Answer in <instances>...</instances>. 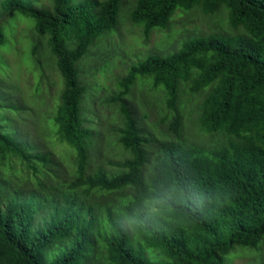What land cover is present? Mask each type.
Wrapping results in <instances>:
<instances>
[{
  "label": "trees",
  "instance_id": "trees-1",
  "mask_svg": "<svg viewBox=\"0 0 264 264\" xmlns=\"http://www.w3.org/2000/svg\"><path fill=\"white\" fill-rule=\"evenodd\" d=\"M50 3L48 9L31 0H0V46L12 42L2 23L18 16L46 37L62 80L47 126L74 152L75 172L63 191L51 187L47 195L11 187L15 172L0 178V264H94L99 240L106 264H224L235 246L256 248L264 237V0H135L130 19L143 27L145 38L167 29L177 10L194 9L209 17L222 11L234 33L186 38L176 51L149 54L127 67L109 101L118 103L120 113L112 144L128 157L112 163L117 170L110 175L101 167L86 173L96 132L82 116L87 88L78 63L98 38L117 29L122 0ZM138 81L163 92L172 114L161 121L174 140L149 139L139 127L127 99ZM182 86L202 97L194 106L200 128L224 135V142L202 147L178 139ZM12 108L0 103V112ZM2 119L1 114L0 163L17 157L46 167L49 154H36V147L18 141ZM150 148L154 159L148 165ZM35 166H29L34 176ZM169 185L183 188L186 196L175 198L166 219L133 231L123 226L129 215L139 214L146 196ZM10 187L13 194L4 198ZM114 193L119 194L114 207L91 201ZM101 221L106 226L96 228Z\"/></svg>",
  "mask_w": 264,
  "mask_h": 264
},
{
  "label": "rangeland",
  "instance_id": "rangeland-1",
  "mask_svg": "<svg viewBox=\"0 0 264 264\" xmlns=\"http://www.w3.org/2000/svg\"><path fill=\"white\" fill-rule=\"evenodd\" d=\"M31 1L37 8L51 7L50 0ZM134 4L135 0H122L117 29L98 38L88 55L78 63L81 84L87 88L81 106L82 116L87 121L85 126L96 132L95 142L89 152L87 174H92L101 167L110 175L117 170L112 163L121 162L128 157L127 152H124L118 143L112 144L116 136L113 129L119 127L120 113L118 103H112L109 99L113 92L117 91L118 79L125 75L130 64L143 60L149 54L165 55L176 51L179 42L186 38L234 33L222 11L209 17L194 9L189 12L177 10L167 29L155 30L145 38L143 27L135 25L130 19ZM19 18L13 17L2 23L3 31L12 42L0 46V103L15 108L0 112L4 117L1 124L6 126L8 133L13 134L18 141L28 142L30 146L36 147V154H49L50 163L43 167L38 161L32 160L27 164L13 157L9 162L0 163V178H6L7 170L15 172L17 183L11 187L15 186L24 193L34 190L41 195H47L52 194L49 188L56 187L63 191L70 183L75 172V154L67 145L58 143L54 126H47L46 118L53 115L59 101L62 80L47 47L46 37L36 35L30 19ZM32 44L37 48L35 58L30 56ZM143 82H136L127 98L139 127L149 139L174 140L167 124L161 121L166 114H172L164 102L163 92L152 89L149 82ZM201 99L200 95L189 93L185 86L180 87L177 101L182 125L178 139L188 145H219L225 141V136L206 133L198 124L194 106ZM16 107L20 110H16ZM1 128L4 130L2 125ZM153 150H149L148 165L154 159ZM32 163L37 168L35 176L34 171L29 168ZM8 176L11 175L8 173ZM20 177L27 183H20ZM12 191L13 189L7 190L4 198L10 197ZM117 196L118 193L103 197L97 195L91 201L100 205L110 202L111 207H114L117 205ZM104 225L106 226V222L101 221L96 228H102ZM66 246L67 244L63 245ZM95 249L100 260L94 261V264H106L100 257L105 256L100 240L95 243ZM224 260V264H264V237L256 248L235 246Z\"/></svg>",
  "mask_w": 264,
  "mask_h": 264
},
{
  "label": "clouds",
  "instance_id": "clouds-1",
  "mask_svg": "<svg viewBox=\"0 0 264 264\" xmlns=\"http://www.w3.org/2000/svg\"><path fill=\"white\" fill-rule=\"evenodd\" d=\"M185 196V190L178 185L162 186L144 198L138 210L139 214L129 215L122 224L127 230L132 231L138 225L147 227L149 221L158 222L166 219V213L174 211L175 198L183 200Z\"/></svg>",
  "mask_w": 264,
  "mask_h": 264
}]
</instances>
